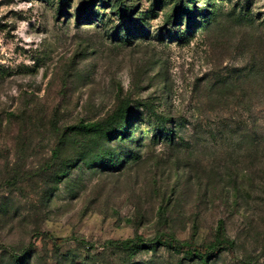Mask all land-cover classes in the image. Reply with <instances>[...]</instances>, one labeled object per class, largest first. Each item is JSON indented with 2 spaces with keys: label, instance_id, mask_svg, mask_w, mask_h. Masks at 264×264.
I'll use <instances>...</instances> for the list:
<instances>
[{
  "label": "rangeland",
  "instance_id": "rangeland-1",
  "mask_svg": "<svg viewBox=\"0 0 264 264\" xmlns=\"http://www.w3.org/2000/svg\"><path fill=\"white\" fill-rule=\"evenodd\" d=\"M91 1L0 0V264L26 248L27 264H202L108 242L207 245L220 223L233 249L208 264H264V0H211L208 21V0H182L192 15L175 24L168 0H126L130 44L111 38L113 0L83 19ZM123 100L154 103L176 141L153 138L142 114L134 158L115 139L114 170L82 165L74 127Z\"/></svg>",
  "mask_w": 264,
  "mask_h": 264
},
{
  "label": "trees",
  "instance_id": "trees-1",
  "mask_svg": "<svg viewBox=\"0 0 264 264\" xmlns=\"http://www.w3.org/2000/svg\"><path fill=\"white\" fill-rule=\"evenodd\" d=\"M93 1L88 5L89 10L87 14L83 16V19L94 18L93 13ZM100 3H110L107 0H99ZM170 1L171 13L167 16L166 22H169L173 19V23H178L182 15L187 16L189 18L190 11H187L183 8L182 0H168ZM59 10L62 7L63 0H59ZM191 2L194 3L193 0ZM213 2L211 0L207 1L205 14L202 16L208 21L209 16L211 15V11L208 10L209 6H212ZM111 11L114 16H117L119 19V23L115 26V31L111 33V38L114 41L119 40V35L123 34L122 39L119 41L122 44H130L132 40V31L129 28V23L125 18L129 17L128 9L126 7V0H113V4L111 6ZM185 12V13H184ZM103 20V17H102ZM107 27V23L104 22ZM112 28V27H111ZM187 28H190L188 24ZM106 35L109 36L110 32L105 31ZM120 32V34L118 33ZM139 33V32H137ZM178 33L177 31L175 32ZM181 33V31H180ZM142 114H144V118L146 120L147 131H151L153 138L160 137L165 142L173 143L176 141V121L174 122L171 118L166 117L163 112L154 105V103H139V102H131L129 100H123L119 103V105L111 111L106 117L101 120L89 121V122H79L75 127V131L79 136L85 137L88 140L85 141V149H82L79 155V163L82 165H87L88 167L99 166L101 168L105 167L109 170H114L116 166H118L119 158L116 156L117 151L119 155L125 160H129L134 158L133 150L129 147L125 149L126 140H130V132L133 126L136 125L137 120H142ZM137 115V116H136ZM135 117V118H134ZM135 122L134 124L132 121ZM144 120V119H143ZM124 125L122 126L123 122ZM167 123H172L171 129L167 127ZM132 124V125H131ZM141 131V129H140ZM116 140L115 151L110 149V144L113 143V140ZM111 142V143H109ZM139 140L131 141V143H139ZM128 152V154H126ZM77 164V163H76ZM73 167V166H72ZM76 167V165L74 166ZM65 173L67 170L64 171ZM64 174V173H63ZM264 202V198L262 199ZM221 223L218 226L219 234L222 232ZM215 238L214 241L210 242L207 245H198L191 243L189 241H184L176 238L174 235L170 233H163L152 241L143 240L141 237L135 238H127L124 240H113L108 243L117 249L128 253H136L137 251L146 248V245H150L151 248L156 249L157 244H162L172 249L173 251L182 254L186 257L187 260H191L193 257H196L198 261L202 264L207 263V257L210 253H214V250L223 248L227 251H232L233 242L228 238H223L219 235ZM54 242L57 244L62 242V239L56 238ZM30 249H24L21 251H14L9 253L12 264H27V256L29 254Z\"/></svg>",
  "mask_w": 264,
  "mask_h": 264
}]
</instances>
